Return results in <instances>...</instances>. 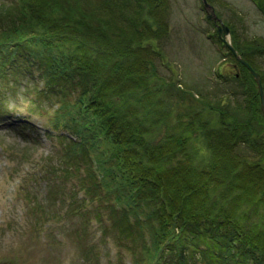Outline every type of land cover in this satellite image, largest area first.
<instances>
[{
	"label": "trees",
	"instance_id": "1",
	"mask_svg": "<svg viewBox=\"0 0 264 264\" xmlns=\"http://www.w3.org/2000/svg\"><path fill=\"white\" fill-rule=\"evenodd\" d=\"M256 1L264 14V0ZM133 2H96L108 22L125 19L133 35L107 34L101 24L90 37L89 19L54 17L46 0H0V120L17 114L23 129L28 115L45 111L46 100L54 102L43 126L45 137L61 143V154L58 161L36 157L29 164L40 167L39 178L48 173L56 180L57 172L76 176L84 195L69 212L81 210L84 221L94 215L104 234L127 245L134 264H264V165L233 153L235 145L251 141L257 156H264V147L249 135L254 121L226 120L220 111L218 127L202 131L208 140L214 134L218 140L194 153L189 134L198 132L192 124L202 120L201 110L187 109L178 114V125H169V109L161 104L187 90L158 73L159 50L143 43L166 29L160 0ZM89 6L93 10L84 8ZM231 33L234 47L248 48L234 28ZM78 34L82 42L73 47L68 35ZM250 43L253 51L264 49L262 39ZM111 71L121 78L107 82ZM12 98L16 103L9 105ZM200 101L191 107H201ZM20 109L27 116L18 114ZM59 128L68 134H55ZM54 163L58 167L51 172ZM53 191L62 194L61 187L49 188V195Z\"/></svg>",
	"mask_w": 264,
	"mask_h": 264
},
{
	"label": "rangeland",
	"instance_id": "2",
	"mask_svg": "<svg viewBox=\"0 0 264 264\" xmlns=\"http://www.w3.org/2000/svg\"><path fill=\"white\" fill-rule=\"evenodd\" d=\"M46 2L52 6L53 11H48L54 17L61 18L67 13L66 15L73 16L75 20L80 16H83L80 18L83 21L89 19L93 24V30L90 28L88 31L90 37H95L98 29L103 28L101 24L108 28V31L105 29L107 34L122 36L124 32L133 35L132 27H129L125 19L123 21L119 18L108 22V17L97 7V0H46ZM206 2L212 6L217 16L216 20L207 17L201 0H160L158 4L166 29L160 36L150 37L143 40V43L148 41V46L159 50V55L154 58L158 73L166 80L174 79L175 83H179L180 89L187 90L176 96L175 102L167 101L161 106L169 109L168 122L171 127L178 125L175 123L178 114L188 112L187 109L191 110L190 108L196 109L198 113L201 110L200 118L204 120L203 124L202 120L195 121L192 124L193 130L196 129L198 132L193 133L191 130L193 136L188 132L191 139L189 141L196 149L193 150L194 153L205 143L208 144V141L212 143L217 139L214 134L210 135L208 140L202 131L208 126L218 127L220 111L224 113L226 120L235 119L240 124L241 120L242 123L246 121L245 118L254 121L251 123L249 135L257 142L258 147H264L262 142L264 111L260 104L257 81L251 72L253 70L259 75L264 95V49L253 51L250 43L254 37L264 42V14L256 0H206ZM67 3H70L71 8L64 7ZM87 5H93V10H89L92 8L90 6L85 9ZM57 10L60 11L56 13ZM84 10L85 12L87 10V13L82 15ZM221 22L229 26L230 37L234 28L241 37L240 40L249 44L247 49L242 48L241 51L236 47L235 49L250 67L240 61L234 52L224 45L222 37L218 36L216 25H220ZM81 28L82 25L79 26V29ZM68 39H72L69 44L75 47L77 43L81 44L83 38L78 34L77 37L68 35ZM93 44L96 46L97 43ZM89 48L96 50L91 46ZM93 53L86 54L92 56ZM236 62L241 63L244 70L240 65L239 68ZM110 67L111 65L108 68ZM131 67L127 64L126 68ZM114 74L116 71H111L105 76L107 82L112 83L114 77L116 80L121 78ZM21 83L23 87L26 86L25 82ZM23 87L20 92H23ZM254 88L259 98L254 97ZM30 95H33L30 97L35 100L34 93L31 92ZM198 99L202 100L198 104L201 107H191V103L197 102ZM23 100H27V97ZM109 100L112 101L113 98L109 97ZM221 100L224 101L222 105ZM13 103H16L14 98L9 105ZM52 103L54 102L46 100L45 111L29 115L30 119L27 121L29 126L25 125L23 129L22 125L17 124L16 115L0 120V264H134L127 245L123 243L122 247L118 246L114 239L107 235L108 233L104 234L94 215H91L88 221H84L81 210L69 212L74 206L82 204L80 198L84 195V191L79 190L80 181L76 176L63 177L62 172H57L56 180L48 173L49 179L39 178L44 176L40 167L29 164L36 161V157L48 160V157H56L58 161L61 154L62 145L59 140L55 137L49 139L44 135L43 124H46L50 116ZM210 105L221 106L210 109ZM207 121L209 123H206ZM164 126L159 131L155 130L157 136L161 135ZM58 132L68 134L63 128L57 129L54 133ZM256 152L250 141L235 145L233 153L241 157L255 158L264 165V156L259 157ZM56 167L57 163H54L51 172L55 171ZM31 173L38 174L31 176ZM203 179L207 181L208 178L205 176ZM251 180L248 181L249 184ZM51 187L58 189L61 187L62 194L58 195V192L53 191L49 195ZM61 195L62 197L58 198ZM86 205L92 208L94 202L87 201ZM85 207L82 210H85ZM103 238L107 240L103 241Z\"/></svg>",
	"mask_w": 264,
	"mask_h": 264
},
{
	"label": "water",
	"instance_id": "3",
	"mask_svg": "<svg viewBox=\"0 0 264 264\" xmlns=\"http://www.w3.org/2000/svg\"><path fill=\"white\" fill-rule=\"evenodd\" d=\"M203 3H204V7L205 9L207 10V16L208 18H213L214 20L217 19V16L214 14L213 12V9H212V6L210 4H208L206 2V0H202ZM217 26V32H218V35L220 37H222V40L227 44V46L234 52L235 56L240 60L242 61L246 66L250 67V65L244 61L242 59V57L237 53L236 49L233 47V45L227 41L226 37L227 35H229L230 33V28L228 25L224 24V23H220L216 25ZM251 70V69H250ZM255 80L257 81V87H258V92H259V95H260V104H261V108L262 110L264 111V95H263V92H262V88H261V83H260V78H259V75L254 72L253 70H251Z\"/></svg>",
	"mask_w": 264,
	"mask_h": 264
}]
</instances>
